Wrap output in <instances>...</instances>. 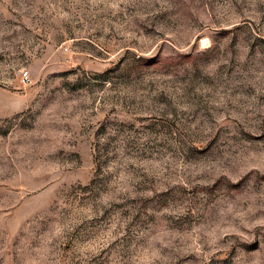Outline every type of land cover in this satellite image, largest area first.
<instances>
[{
  "label": "rangeland",
  "instance_id": "374dc122",
  "mask_svg": "<svg viewBox=\"0 0 264 264\" xmlns=\"http://www.w3.org/2000/svg\"><path fill=\"white\" fill-rule=\"evenodd\" d=\"M0 264H264V0H0Z\"/></svg>",
  "mask_w": 264,
  "mask_h": 264
},
{
  "label": "built area",
  "instance_id": "2783aa9c",
  "mask_svg": "<svg viewBox=\"0 0 264 264\" xmlns=\"http://www.w3.org/2000/svg\"><path fill=\"white\" fill-rule=\"evenodd\" d=\"M28 79H29V74H28L27 71H25L24 74H23V80L25 81V80H28Z\"/></svg>",
  "mask_w": 264,
  "mask_h": 264
}]
</instances>
